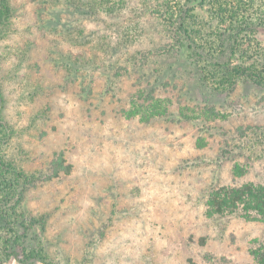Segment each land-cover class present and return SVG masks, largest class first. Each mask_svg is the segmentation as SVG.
I'll list each match as a JSON object with an SVG mask.
<instances>
[{"label": "rangeland", "instance_id": "374dc122", "mask_svg": "<svg viewBox=\"0 0 264 264\" xmlns=\"http://www.w3.org/2000/svg\"><path fill=\"white\" fill-rule=\"evenodd\" d=\"M10 2L11 31L0 36L9 158L38 176L57 152L73 165L27 193L25 210L40 220L29 246L55 264H256L264 222L209 217L207 200L216 187L264 184V163L233 174L246 161L234 148L239 128L264 127V88L241 80L215 91L184 49L164 51L145 0L100 18Z\"/></svg>", "mask_w": 264, "mask_h": 264}, {"label": "trees", "instance_id": "16d2710c", "mask_svg": "<svg viewBox=\"0 0 264 264\" xmlns=\"http://www.w3.org/2000/svg\"><path fill=\"white\" fill-rule=\"evenodd\" d=\"M55 7L89 10L100 18L122 16L130 0H50ZM169 42L164 51L184 49L194 60L203 81L219 93H232L244 80L264 88V0H145ZM129 12V11H128ZM13 9L10 0H0V36L9 32ZM4 29V30H3ZM126 42L135 37L124 32ZM106 41V40H105ZM0 82V264H55L45 251L31 248L30 232L40 223L25 210L30 188L40 181H52L73 172L63 151L54 155L43 175H30L9 158L13 128L3 111L5 101ZM150 94L147 101L154 100ZM154 111H162L158 105ZM215 111L214 108L211 109ZM137 114L136 110L132 115ZM234 148L245 163H236L233 174L244 177L248 165L264 163V127L239 128ZM239 140V141H238ZM238 141V142H237ZM235 151V150H234ZM231 154V150H227ZM209 217L240 215L264 222V184L248 182L239 186L213 188L207 200ZM250 252L256 264H264V242L256 240Z\"/></svg>", "mask_w": 264, "mask_h": 264}]
</instances>
